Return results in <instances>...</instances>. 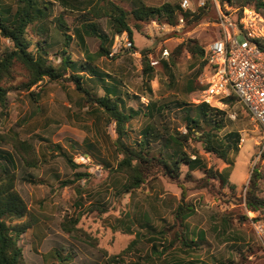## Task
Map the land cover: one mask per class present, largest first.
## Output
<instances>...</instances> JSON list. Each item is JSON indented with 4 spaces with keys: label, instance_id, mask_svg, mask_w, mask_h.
I'll use <instances>...</instances> for the list:
<instances>
[{
    "label": "rangeland",
    "instance_id": "obj_1",
    "mask_svg": "<svg viewBox=\"0 0 264 264\" xmlns=\"http://www.w3.org/2000/svg\"><path fill=\"white\" fill-rule=\"evenodd\" d=\"M1 1L13 7V0ZM98 1L92 0V3ZM107 1L130 12L139 3L158 7L164 3L177 4L180 0ZM189 1L193 8L196 0ZM244 3L245 0H232L230 4L220 6V12L234 17L240 8L242 14L244 9L252 10V28L258 36L256 38L264 42V0L259 9ZM72 6H75L72 12H61L55 4L54 15L62 14L64 22L73 29L78 26L80 12L90 10L91 7L89 0H72ZM99 6L103 14L107 3L100 2ZM216 14L214 9L211 17ZM127 22L132 30V48H118L112 56H98V39L84 37V44L81 45L77 37H74L67 50L71 60H82L88 53L100 72L118 82L124 110L131 108L139 112L128 123L127 134L131 141L139 138L140 131L149 122L142 115L148 98L166 105L164 118L167 125L185 132L183 111L177 108L176 103H199L201 90L187 92L186 85L194 81V85L199 86L197 78L201 70L198 58L192 57L185 50L178 54L174 50L185 39H193L199 46H204L213 41L218 28L207 19L187 26L184 22L175 25L156 21L139 23L129 15ZM95 23L100 32L106 34L108 39L111 38L109 17L96 19ZM52 34V42L55 43L47 57L51 62L58 63L59 57L56 54L60 52L61 40L54 30ZM242 40L243 36L239 35L238 41ZM9 45L6 39L0 37V53ZM164 49L168 52L167 57H162ZM172 53L173 62H170ZM143 58L154 62L150 65L154 78L149 83L145 82L146 77L142 73ZM162 62H167V69ZM25 81L26 72L16 63L11 78L0 83V86L7 89L6 109L3 113L0 109V134L14 131L20 139L31 142L39 153L44 152V145L57 144L78 166L77 171L91 174L88 180L74 181L71 186L61 187L60 181L72 179L74 172L63 157L54 155L55 158H49L37 168H27L9 145L0 143V155L11 154L13 168L3 160L0 163L8 171L14 169L16 189L34 221L18 242L27 264H52L56 262L51 256L54 251L67 256V264H129L148 255L154 243L161 249L163 236L155 237L153 231L163 228L166 238H170L173 211L179 204L192 205L195 213L187 219V223L190 229L202 231L204 239L189 255L181 252L180 245L176 243L173 247L175 249L169 250L170 253L164 256L167 260L176 255L183 260L192 257L205 264H264L263 224L253 220L255 214L248 213L243 204L249 177L256 166L260 177L258 193L264 197V157L260 156L262 131L252 121L247 108L236 98L228 99L227 106L215 101L211 104L224 112L223 127L217 138L222 139L230 132L239 135L237 151L230 152L226 162L191 142V147L197 148L202 163L201 168L191 172L192 181L184 179L186 168H183L179 181L156 175L148 178L139 189L123 193L120 190L122 178L108 171L115 164L112 149L116 136L114 124L93 116L90 103H86L82 94L77 93L70 82L49 81L45 78L29 91L18 89L17 86ZM146 84L151 88L150 95ZM84 85L90 92L103 94L95 80L88 79ZM29 92L37 95L29 96ZM209 167L226 175L234 188L230 189L228 184L224 185L218 179L213 180V186L209 188H197L193 180L201 178ZM181 186L186 188L183 198ZM78 187L83 188L81 198L76 192ZM74 217L78 218L75 225L77 230L70 234L63 232L61 223ZM149 236H154L156 241L148 240ZM135 238L136 245L126 254L119 255ZM117 255L119 257L115 261H108L109 257ZM164 257H154L152 261L154 264H169L162 261Z\"/></svg>",
    "mask_w": 264,
    "mask_h": 264
},
{
    "label": "trees",
    "instance_id": "obj_2",
    "mask_svg": "<svg viewBox=\"0 0 264 264\" xmlns=\"http://www.w3.org/2000/svg\"><path fill=\"white\" fill-rule=\"evenodd\" d=\"M231 1L218 0L219 8L224 3L230 4ZM100 2L107 3L103 14L100 12ZM55 4L60 7L61 12H72V8L75 9V6H72V0H13V7L2 4L0 0V37L10 43L0 53V83L11 78L13 68L18 63L26 72V81L17 86L20 90L29 91L31 87L36 86L45 78L49 81H67L73 84L74 90L82 94L86 103H90V111L93 116L98 119L102 118L108 124L111 122L114 124L116 136L112 143V149L115 154V164L108 171L122 178L121 192L135 191L148 178L156 175L179 181L183 168H186L184 179L189 182L192 181L191 172L201 168L202 163L197 148L191 147V142L199 145L204 152L224 162L227 161L230 152L237 151L239 138L237 132H230L224 135L222 139L217 138V134L223 127L224 112L204 102L197 104L176 103L177 108L183 111L182 121L185 132H180L176 128L167 125L164 118V109L167 106L160 105L159 102L157 103L152 98H148L142 115L149 122L140 131L139 138L131 141L127 134V127L129 121L139 114L138 110H132L131 108L124 110L119 95L118 82L116 83V80L108 74L100 72L93 65V59L88 53L85 54L82 60L74 61L71 60V54L67 51L70 49L74 37H77L81 45L84 44V37H94L99 40L97 55L106 56L110 53L109 49L115 35L126 33L131 41L132 30L127 22L129 15H132L133 19L139 23L156 21L175 25L182 13L179 2L177 4L164 3L158 7L145 6L139 3L137 8L127 12L107 0H99L98 3H92V0H89L91 9L80 12L78 26L73 29L64 22L62 14L54 15ZM243 5H250L259 9L263 6V0H245ZM214 9L212 1L208 0L203 7H195L193 12L182 13L184 25L196 24L205 19L216 21V15L211 17ZM241 12V8L237 10L234 16L235 19L241 16ZM86 14L88 16H85ZM104 16L110 18V24L112 25L111 38L109 39L106 34L99 31L95 23L96 19ZM53 30L61 40L59 42L61 45L60 52L56 54L59 57L58 63L51 62L47 57L49 49L55 43L52 42ZM253 42L264 51L262 40L254 39ZM182 50L199 59L201 72L208 70L202 60V46H199L195 40L185 39L175 48L174 53L178 54ZM169 60L173 62V53L170 55ZM162 65L166 69L168 68L167 62H162ZM142 73L146 77L145 82L149 83L153 80V68L146 58L142 60ZM88 79L99 83L103 91L102 95L89 91V88L84 85V82ZM195 89L201 90L202 87L195 86L194 81L187 82V92H192ZM146 90L150 95L151 88L147 84ZM6 92L7 89L0 86L1 112L6 109ZM28 94L32 97L37 95L34 92ZM234 98L230 97L229 99L233 100ZM33 100H36V98H33ZM0 143L9 145L13 153L27 168H37L49 158H55L54 155L63 157L74 172L72 179L60 181L61 187L71 186L74 181L88 180L91 177V174L77 171L78 166L61 151L60 146L57 144H46L42 148L44 152L39 153L31 142L20 139L14 131L0 134ZM260 156L261 158L264 157V149L261 151ZM11 157V154L5 153L0 155V160L9 163L13 168ZM12 170L8 171L7 167L0 163V264H27L18 242L21 235L31 228L34 221L30 218L26 203L16 189V174ZM259 178V171L256 166L252 169L249 177L243 204L248 213L255 214L253 220L262 222L264 227V197H261L258 193ZM216 179L224 185L228 184L230 189L234 188L233 184H229L226 175L216 172L212 167L206 169L201 178L193 181H195L197 188H209L213 186L212 181ZM181 189V198H183L186 188L181 186ZM82 191L83 188L81 187L76 189L79 198H81ZM194 213L195 210L192 205L179 204L173 211L170 238H166V231L163 228H160L157 232L156 230L153 231L156 234L155 237L158 235L163 236V242L160 243L162 245L161 249L154 243L148 255L129 262V264H154L152 258L166 256L170 253L169 250L175 249L173 247L176 243L180 245V251L186 255L194 252L198 248L199 242L204 239L202 231L197 232V230L190 229L187 223V219ZM77 221V217L64 220L61 223L62 231L67 234L76 231ZM145 224L148 225L149 223L145 222ZM155 237L149 236L147 239L155 242ZM136 243L137 239L135 238L119 255L129 252ZM119 255L109 257L108 261H115ZM51 256L56 261L52 264H67L69 261L67 256H61L56 251L52 252ZM162 261L169 264H205L192 257L183 260L176 255L168 260L164 257Z\"/></svg>",
    "mask_w": 264,
    "mask_h": 264
},
{
    "label": "built area",
    "instance_id": "obj_3",
    "mask_svg": "<svg viewBox=\"0 0 264 264\" xmlns=\"http://www.w3.org/2000/svg\"><path fill=\"white\" fill-rule=\"evenodd\" d=\"M208 0H196L193 5L189 0H180L179 8L182 13L193 12L195 7H203ZM212 1L216 14V21L211 23L218 28V34L210 43L202 46L203 58L208 70L200 72L197 81L201 89V98L212 106L215 101L227 106L226 101L235 97L243 104L253 122L257 123L262 131L261 146L264 149V51L254 42L257 39L252 28L253 11L244 9L237 19L229 13H221L218 0ZM182 13L178 22L183 23ZM208 25V23L206 24ZM243 36L238 41V36ZM126 33L115 35L111 46L110 56L118 48L130 49L132 42ZM166 49L162 57H167ZM153 65L154 62H149ZM222 102V103H221ZM233 117V116H231Z\"/></svg>",
    "mask_w": 264,
    "mask_h": 264
}]
</instances>
